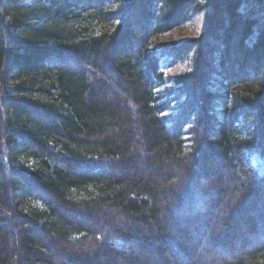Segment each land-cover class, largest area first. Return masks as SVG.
<instances>
[{
    "label": "trees",
    "instance_id": "16d2710c",
    "mask_svg": "<svg viewBox=\"0 0 264 264\" xmlns=\"http://www.w3.org/2000/svg\"><path fill=\"white\" fill-rule=\"evenodd\" d=\"M202 6L209 10L203 35L172 49L174 57L196 50V84L188 75L189 85L176 90L187 99L176 117L200 133L183 140L180 118L162 116L154 90L165 81L160 62L173 51H153L150 41ZM107 48L119 78L103 74ZM246 64L250 76L235 77ZM213 73L221 91L211 92ZM209 155L222 162L214 174ZM253 155H264V0H0V264H53L48 249L57 243L78 257L72 264H112L96 257H115L109 241L136 231L114 226L113 217L163 219L154 235L161 241L175 215L168 202L190 205L189 183L201 208L189 232L194 243H177L175 221L170 235L175 251L194 258L182 264H264V240L236 245L239 235H264V212L250 225L231 224L246 205H264V170ZM134 164L145 172L114 174ZM200 179L222 197L197 189ZM213 209L224 213L217 225ZM71 211L103 219L102 226L73 221ZM79 244L89 252L71 249Z\"/></svg>",
    "mask_w": 264,
    "mask_h": 264
},
{
    "label": "rangeland",
    "instance_id": "374dc122",
    "mask_svg": "<svg viewBox=\"0 0 264 264\" xmlns=\"http://www.w3.org/2000/svg\"><path fill=\"white\" fill-rule=\"evenodd\" d=\"M203 1V0H202ZM203 3V2H201ZM140 6V7H139ZM139 8H142V2H139ZM142 15L145 14V12L142 9ZM208 16H209V10L206 9V7L204 8L202 6V8H199L198 10H196V12L190 17L188 18L185 22H182L178 25H174L172 26L169 30H167L166 32H163L159 35H157L156 37H154L153 39H151V47L153 48V51H160L162 49H170V50H174V48L176 46H180L182 44H184L185 42H188L189 40H192L194 38H198L200 36L203 35V31H204V27L205 24L208 21ZM148 21L146 22L145 20H140L139 21V25L141 26V29H144V27H146ZM125 47L126 50L130 49L129 52L131 53L132 51H136L135 49V45L133 46L132 44H127L125 43L123 45ZM110 48V47H109ZM109 48L104 49V54L106 56H108L109 61H107V63L105 62L104 64V73L106 76L110 77L111 79H114L115 77L119 78L117 76V74L111 69V58H112V52L111 50H109ZM233 49V47H232ZM172 50V51H173ZM234 50V49H233ZM183 51L179 52L175 57H174V51L171 52V55L173 58H163L160 62V67H161V71L164 74V84H162L161 86L158 87H154L155 92H157V99H158V103L163 102V107H166L165 111L162 113V116L164 117H175L176 120L178 118H180V122L181 125L183 126L184 124V120L182 119L183 116L180 117H176L178 115H180L182 113V106L186 103L185 101H187V99H185V96L180 95V93H178L179 91H176L179 86H186L189 85L187 84L186 78L189 75V77L193 78V81H191V83L193 82V84L195 83V78L193 76L194 74V70L196 68V50L193 48H191V50H189L187 53H183ZM103 54V53H102ZM218 52L214 51L212 54V57L214 59L213 63L214 66L216 67V70L219 71V67H218ZM175 58H177L176 60H174ZM107 59V57H106ZM168 59V60H166ZM70 67V65H68ZM246 66L242 67L240 70L236 71L234 76L235 77H240L241 75H249L251 73H249L248 71H246ZM190 69V70H189ZM235 71V69H234ZM252 76V75H251ZM256 77V76H255ZM213 78V84L214 87L211 88V92L212 91H221L220 89L216 88L217 84V79L219 78L217 73H213L212 75ZM121 81V79H120ZM183 81L181 84L180 82ZM185 83V84H184ZM196 84V83H195ZM123 85V88H126V91L128 92V89L125 85L124 82L121 81V85ZM188 98V97H187ZM234 100H230V103H233ZM215 110H221V104H216L214 107ZM217 118H220V113L217 112ZM178 125V124H177ZM179 127V129H182L181 132V138L183 140H192L191 138H194L195 134V129L197 131L198 127L196 128L195 124H187L184 125L183 128ZM198 126V125H197ZM197 133H200V129H198ZM190 142H188L186 145L188 146ZM135 154V153H134ZM209 159L210 161L205 164L206 168H210V172L212 174H214V172L220 171V167L219 164L221 165V161L216 160L215 158H212L211 155H209ZM252 161L254 162V164L256 165V167L258 168L259 171L264 170V155H253L252 156ZM74 165L76 167L77 163L74 162ZM135 165V164H134ZM135 168V169H134ZM82 171L87 172L88 167L85 168H80ZM143 170V171H142ZM160 169H156V171H159ZM226 172V174L228 173L227 170H221V172ZM145 172L144 169L142 167H137V165H135V167H131L129 168L128 166H124L123 168L120 167V172H114L115 175H121V174H128V175H136L139 173ZM210 180L212 181V175H209ZM209 179L206 181V179L202 180L200 179L199 182H196V188H204L202 189V191H205L207 193H210V198L212 197H222V194L220 193V191L217 189L216 191H212L208 188V186L205 183H208ZM225 184V182L223 183ZM177 185V182L175 184V186ZM178 186V185H177ZM207 186V187H206ZM185 187L187 189H184L185 192V196L188 199H191L190 201V205L185 204L181 209H178L176 203V197H173L171 199V201H169L168 205H167V211H169L170 213H174V219L170 222L171 224H167L165 226L163 233L164 239L163 240H156V227L158 225H163V219H160V221L158 223L156 222H151V221H142L140 219H135V220H124L122 221V219H119V217L117 218V215H115L116 217H113V223L114 226L116 225V227L118 228H123V225H135V235L134 237H131V239H119L114 237L112 240H110L109 242L111 243L109 246L113 247V249H117L119 251V253H117V255L115 257L111 256V257H106L104 253H100V255H98L96 257V261L97 262H107L109 260H111L112 264H130L131 262L129 261V258H131V256H135L136 258L139 259L140 264H165V260L167 259L168 262L170 261L171 263L168 264H182V263H186L187 261L191 260L194 261V258L189 256L188 258L182 257L181 254L178 253V251H175V248L172 246L173 245V236H170L174 231H173V223L174 221L177 222L179 228L181 229V233L179 234V237H177V243H179V245H186V246H190L192 245V243H194L193 238H191V235L189 234V232L192 231V228L194 225H192V219L194 217H196L197 213L200 212L201 208H199V202H198V197H191L192 196V189H194V186H191V183H189V186H187V184L185 185ZM184 187V188H185ZM193 187V188H192ZM168 189V188H167ZM207 189V190H206ZM196 190V189H195ZM177 192V191H176ZM183 192V191H182ZM180 196H181V191H180ZM215 194V195H214ZM196 195V194H195ZM191 197V198H190ZM180 198V197H179ZM205 205L208 206L209 202L206 201V199L204 200ZM30 205V204H29ZM26 208H28V206H26ZM212 212H214V216L215 219L213 218V223L215 225H217L218 219L220 218V216H223L224 213H219V210L214 211V209L212 210ZM233 212V211H232ZM264 212V205L263 204H257V205H246L244 207V209L242 211H237L234 216L232 217V223H237L240 222L247 226L250 225L252 222L257 220V216H261ZM165 213H163L164 215ZM70 219H72L73 221L76 222H84L87 223L88 225H92L95 228L96 227H101L102 226V220L95 218H88V216H83V215H79L73 211L69 212L67 214ZM211 217H208L209 221H212V214L210 215ZM161 223V224H160ZM212 223V222H211ZM213 225V224H212ZM214 225V226H215ZM213 226V227H214ZM88 227V226H87ZM212 232V231H211ZM189 234V238L184 240L183 236ZM241 234V233H240ZM239 235V234H238ZM153 236L155 239H153ZM264 235L261 236H254L251 237L248 235H239L236 240L238 241L237 248L238 250H240L241 248H243L244 246L243 243H247L248 245H257V243L262 242ZM46 238V236H45ZM52 239H54V237H51V241ZM105 239V238H104ZM239 239V240H238ZM150 241L153 246L151 250H149V248H147V243L146 241ZM51 242L49 241L48 243L45 242V244H50ZM236 243V241H235ZM92 244L90 243L89 248L93 250L92 248ZM87 246H85L84 244L80 245L79 247L77 246H71V249L73 250H80L83 252H89L87 249ZM49 247V246H48ZM83 247H86V249ZM248 248V247H247ZM146 249V250H144ZM159 249V250H157ZM221 249V248H220ZM50 251V257L53 261V264H72V260H76L78 259V257L74 256V258H72L71 254L67 253L66 250L63 249V246L60 245L59 243H57L53 248H49L48 249ZM219 256H222L224 254H228V252H225L227 250H219L218 248H216L215 250ZM181 252V251H180ZM76 258V259H75ZM112 259H114V261H112ZM189 259V260H187ZM90 260V259H89ZM130 263H128V261ZM109 263V262H108ZM85 264H93L92 261L85 263Z\"/></svg>",
    "mask_w": 264,
    "mask_h": 264
},
{
    "label": "snow or ice",
    "instance_id": "6c2138e0",
    "mask_svg": "<svg viewBox=\"0 0 264 264\" xmlns=\"http://www.w3.org/2000/svg\"><path fill=\"white\" fill-rule=\"evenodd\" d=\"M190 70V69H189Z\"/></svg>",
    "mask_w": 264,
    "mask_h": 264
}]
</instances>
